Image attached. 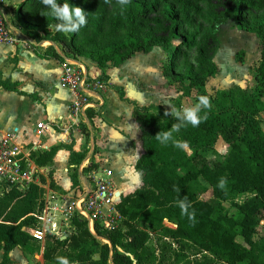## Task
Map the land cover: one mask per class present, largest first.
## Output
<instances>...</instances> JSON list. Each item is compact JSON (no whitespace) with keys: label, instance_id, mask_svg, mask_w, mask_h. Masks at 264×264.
I'll return each mask as SVG.
<instances>
[{"label":"trees","instance_id":"16d2710c","mask_svg":"<svg viewBox=\"0 0 264 264\" xmlns=\"http://www.w3.org/2000/svg\"><path fill=\"white\" fill-rule=\"evenodd\" d=\"M30 2H21L15 10L18 21L22 22L21 12L26 11L21 7ZM196 2L191 0L190 5ZM166 4L167 0H129L121 5L109 19V34L121 33L112 42L101 33L105 25L102 21L95 24L91 38L86 37L88 22L69 34L56 30L40 36L43 28L25 24L20 31L38 42H30L29 46L41 59L63 63L64 58L53 45L43 53L36 52V46L43 42L61 45L66 56L97 63L102 71L100 78L104 80L109 79L105 74L109 65L119 68L137 54L148 55L154 48H170L171 56L163 64L162 74L187 97L193 89L204 90L208 78L216 75L215 64L210 62V69L202 76L178 73V63L191 48V39L177 25L170 27L167 39L148 37L140 41L135 38L143 26L160 25L157 15L161 11L167 19H176L177 12L170 6L164 8ZM258 14L262 17L258 18ZM263 17L262 1L235 0L233 6L213 18L212 32L234 21L243 31L257 35L262 51L255 92L240 88L218 91L212 105L201 109L200 114L207 115L197 126L187 124L178 131L173 130L171 126L178 121L170 114L174 113L172 109L161 104L140 106L119 89L120 100L132 106L133 117L140 124L143 154L135 169L142 172V185L121 197L117 210L122 221L117 228L106 230L97 224L94 236L86 222L73 219L75 228L70 236L47 237L43 252L46 262L55 261L57 253L66 249L63 258L69 264H264V236L255 239L264 214V130L258 118L264 112ZM52 21L58 23L53 17ZM173 39L175 46H172ZM0 89L26 95L17 83L1 77ZM159 131L170 132L171 139L161 143L155 138ZM220 138L228 145V152L221 161L211 163L204 154L212 151ZM61 149L70 152L69 164L75 166L71 181L77 185V167L85 160L86 150L76 152L72 146L58 145L35 152L31 158L37 166L48 167ZM49 176L52 179V173ZM221 178L225 180L222 189L217 187ZM200 179L208 184L202 193L210 191L209 200L201 199L192 189ZM50 186L55 188L52 180ZM44 194L42 187L31 185L24 191L12 189L0 196V248L4 252L0 264H11L9 253L17 247L32 255L40 252L41 243L33 235L37 222L32 214L43 207ZM247 194L254 198L239 202ZM178 196L186 197L190 205L183 214L177 204ZM224 202L230 208L226 209ZM152 240H155L154 247L149 245Z\"/></svg>","mask_w":264,"mask_h":264},{"label":"rangeland","instance_id":"374dc122","mask_svg":"<svg viewBox=\"0 0 264 264\" xmlns=\"http://www.w3.org/2000/svg\"><path fill=\"white\" fill-rule=\"evenodd\" d=\"M26 0H3L4 7L9 19L14 26L19 30L23 24L43 28L39 31L40 36L46 35V32H56L55 24L52 22V16L48 15V9L44 6L41 0H31L30 4L21 7L23 10V20L18 21L16 18V9L21 2ZM191 0H167V4L164 8L171 7L173 11L177 12L175 20H169L162 14V11L157 18L160 20V25L148 24L143 26L142 30L135 35V38L143 41L148 37H161L167 39L170 35V27L177 25L179 30H183L188 34L191 39V48L186 50V56L184 55L178 63L177 71L182 76H202L210 69V62H213L216 66V75L210 77L207 80L203 91L193 89L189 96H183L180 87L170 80L166 79L162 74L163 64L168 61V57L171 56L170 48H154L148 55L137 54L124 63L121 67L114 69L111 65L105 70V74H109V79L113 81L121 80L125 81L126 89L129 93V97L137 102L140 106H147L150 104H161L164 107L170 108L175 111L181 110L183 107H190L197 103L198 98L204 96L208 99L209 105H212L215 95L218 91L227 90L230 88H240L247 92L253 93L256 90V78L257 67L259 65L262 44L260 39L255 34L243 31L242 26L234 21H229L225 25H220L212 32L211 22L214 17L220 14L225 9L234 5L235 0H197V2L191 6ZM263 2L264 0H257ZM58 3H64L65 0H57ZM69 3L81 7L86 12L87 22L89 24V31L86 33L87 38H91L92 31L95 29V24L102 21L105 24L101 33L107 36L108 42L116 41L120 38L121 33L115 32L109 34V19L117 12L121 4L119 0H69ZM258 18L262 17L261 14L257 15ZM264 18V17H263ZM69 34V32H64ZM34 41H36L34 39ZM36 43H38L36 41ZM176 45V41L173 39L172 46ZM27 51L33 53V49L28 46ZM48 47L36 46V52L43 53ZM33 50V51H32ZM185 52V51H183ZM31 53L22 54L21 67L24 71L23 77H25L26 87L28 90H32V84L30 81L32 77L43 76L46 79H52L58 76L60 73L61 62H58L59 66L50 64H37L32 58ZM16 61V59H13ZM92 74H100L102 71L99 69L97 63L89 59H82ZM2 67V63H1ZM114 69V70H111ZM111 70V74L108 71ZM31 78V79H30ZM29 79V80H28ZM127 81H126V80ZM39 87L40 84H37ZM53 90L56 89L59 92L63 91L65 87L61 81H53ZM50 88V87H49ZM119 86H113L115 91V98H120ZM125 93V87H122ZM1 92V91H0ZM8 94V93H7ZM70 93H68L69 95ZM71 98L72 95L70 94ZM51 100V99H49ZM37 101V100H36ZM40 101V100H39ZM27 102H20L19 99L10 97L8 95H2L0 93V138L2 134L10 135L14 133V128L21 125L25 129L26 138H33L32 129L36 123L41 120H46V116H40L37 112L38 107H32L28 105L30 112L26 111ZM118 113H126L127 108L122 102L112 103L107 102ZM128 105V104H127ZM48 115L49 117H58L62 111H66V107L61 102L48 103ZM101 117V116H100ZM27 118V119H26ZM262 128L264 130V112L259 115ZM101 119V118H99ZM104 121V120H103ZM93 127H97L102 124L101 120L96 118L92 122ZM100 123V124H99ZM104 123V122H103ZM84 141L82 145L89 138V133L84 128L82 131ZM109 136L111 137L110 133ZM79 139V138H78ZM77 139V140H78ZM45 141H48L44 137ZM75 139H73L74 141ZM18 142V140H16ZM23 142V141H22ZM57 144H62L61 138H56ZM115 138L110 140L109 146L113 148ZM78 146V142L76 141ZM81 145V146H82ZM188 154H191L190 150H187ZM228 152V145L220 138L212 151L206 152L204 155L211 163L219 162ZM64 155H61L60 162L63 161ZM59 160V159H58ZM59 162V161H58ZM120 169L118 170V176L116 179L127 180L131 182L134 180L137 182L136 188L142 185L139 183L137 175L126 176L123 179ZM43 178V176H41ZM45 180V179H44ZM208 184L200 179L192 185V189L200 196L201 199L209 200L212 195L211 192L202 193ZM45 194H50L49 189H44ZM251 194L242 195L239 198V202L253 199ZM212 203L217 204L215 199L211 200ZM226 209L230 208V204L223 203ZM264 236V214L261 217L258 234L255 239H259ZM68 237V236H67ZM45 243H41V249L39 253L34 255L29 254L23 249L15 250L14 260L11 264H59V259L63 257L67 250H60L55 261L46 262L43 259ZM150 247H154L155 240L149 243ZM2 249L0 248V261L2 259Z\"/></svg>","mask_w":264,"mask_h":264},{"label":"built area","instance_id":"2783aa9c","mask_svg":"<svg viewBox=\"0 0 264 264\" xmlns=\"http://www.w3.org/2000/svg\"><path fill=\"white\" fill-rule=\"evenodd\" d=\"M18 37H22L25 45L34 41L24 36L14 26L0 0V44L15 45ZM53 45L64 58L61 82L73 96L70 113L73 118L68 127L56 126L69 134L74 129L82 134L85 128L89 132L90 110L99 111L105 104V96L109 92V81L90 75L84 62L66 56L61 45L51 42L40 43L39 46ZM55 124L39 123L36 126V141L24 146L16 140L15 134L0 138V196L12 189L24 191L31 185L41 186V176L47 167H39L31 155L43 150L42 137ZM88 160V159H87ZM86 161L77 171L78 184L65 194L52 192L43 197V207L32 214L36 219L34 237L45 243L47 237L60 239L70 236L75 228L73 219L87 223L90 232L96 236V225L112 230L119 226L122 217L117 210L120 197L113 182V171L109 167L90 169ZM88 169V171H87ZM81 176V177H80Z\"/></svg>","mask_w":264,"mask_h":264},{"label":"crops","instance_id":"0c3cea01","mask_svg":"<svg viewBox=\"0 0 264 264\" xmlns=\"http://www.w3.org/2000/svg\"><path fill=\"white\" fill-rule=\"evenodd\" d=\"M4 6V4H3ZM6 10V7H4ZM26 42L22 37H18V43L15 45H8V44H0V77L3 80H10L11 82L18 84V89L24 92L26 95H20L17 92H8L3 89H0L2 95H8L10 97L19 99L20 102H27L28 105L32 107H38L37 112L41 116H46V120H41L33 126L32 133L33 138H26V131L23 129L21 125L14 128V133L16 135V139L18 140L19 144L27 146L30 143L36 141L35 130L36 126L39 123H47V124H55L52 126L48 131L44 132L42 137L43 143V150L48 149L58 145H68L72 146L73 150L76 152H82L84 150L87 151L86 158L83 162L86 161L85 166L90 164L88 167L96 169L97 167H109L113 171V182L115 188L119 194L121 199L122 196L128 195L134 192L136 189L137 182L134 180L129 182L127 180H120V178L116 179L118 176V170L120 169L123 179L127 178L126 176H134L137 175L139 178V183L142 182V172L135 169V165L137 160L143 154L142 150V142H141V130L139 122L133 117V108L127 102L121 101L120 98H115V91L112 89L113 86H119L120 88L125 87V97L131 101L129 97V93L126 89L125 81L108 79L109 81V92L105 96V104L99 111L90 110L89 114V138L82 145L84 141V137L82 134H78L74 129H70L69 134L64 133V131L56 126V124H61L62 126L68 127V125L72 122L73 118L71 116L69 107L70 103L73 100V96L71 98L70 91L65 88L63 91L59 92L58 90L54 89L51 85L53 81H61V76L63 73V64H58L56 60H44L41 59L36 53H31V51H27L28 45H25ZM31 53L32 58L37 64H54L59 66L60 73L58 76H55L52 79H46L43 76L32 77L30 83L32 84V90H28L25 83V77H23L24 71L21 67V57L22 54ZM13 59H16L13 60ZM2 63V67H1ZM87 66V65H86ZM87 69L91 76L93 77H100V74H92V71L89 70L88 66ZM117 69L118 68H114ZM111 69V70H114ZM111 70L108 73L111 74ZM109 75V74H108ZM112 76V74H111ZM31 79V78H30ZM29 80V79H28ZM126 80V79H125ZM127 81V80H126ZM62 83V82H61ZM37 84H40L39 87ZM50 87V88H49ZM119 88V89H120ZM0 92V93H1ZM8 93V94H7ZM68 93H70L68 95ZM72 95V94H71ZM51 99V100H49ZM37 100V101H36ZM40 100V101H39ZM112 101V103L122 102L127 108L126 113H118L112 106L108 105V109L106 110L107 102ZM61 102L65 105L66 111L60 112L61 114L58 117L52 116L49 117L48 115V103H56ZM135 102V101H134ZM137 103V102H136ZM128 104V105H127ZM153 104V103H152ZM28 105L26 106V111L30 112L28 109ZM90 114L92 117H90ZM101 116V117H100ZM102 121L97 127H93V121L96 120ZM101 118V119H99ZM27 119V118H26ZM104 120V121H103ZM104 122V123H103ZM109 133L111 137L109 136ZM8 135L2 134V137ZM44 137L48 139V141L44 140ZM61 138L62 144H57L55 142L56 138ZM79 138V139H78ZM115 138V143H113V148L109 146V141ZM73 139H75L73 141ZM78 139V140H77ZM23 141V142H22ZM76 141L79 143L78 146ZM82 145V146H81ZM61 155H64L63 161L60 162ZM69 156L70 152L66 149H61L57 153L54 158V161L51 165H49L46 169L47 172L41 178V186L43 189H49V193L55 192L57 194L65 195L67 194L70 189L74 186L71 181V176L75 166H71L69 164ZM59 159V160H58ZM88 159V160H87ZM59 161V162H58ZM95 164L96 167H93ZM81 165V164H80ZM79 165V166H80ZM88 171V169H87ZM52 173V179H50L49 174ZM78 173V171H77ZM81 177V176H80ZM42 179H45V183L42 182ZM79 179V174H78ZM51 180L53 181L55 188L50 186ZM45 191V190H44ZM49 196L46 194V197ZM22 249L17 247L10 251L9 257L11 262L14 260V252L15 250ZM3 251V250H2ZM2 253V258H3Z\"/></svg>","mask_w":264,"mask_h":264},{"label":"clouds","instance_id":"9594fccd","mask_svg":"<svg viewBox=\"0 0 264 264\" xmlns=\"http://www.w3.org/2000/svg\"><path fill=\"white\" fill-rule=\"evenodd\" d=\"M42 4L47 7L48 15H51L54 19L58 21L55 24V28L61 32H77L80 28L87 24L86 12L78 6H74L69 3V0H65L64 3H58L57 0H41ZM129 0H119L121 5H125ZM209 107V101L206 97L201 96L195 105L190 107H183L179 111L174 113L170 112L171 115L174 114L178 123L171 126L173 130H179V128L191 124L193 127L197 126L206 118V112L201 115V109H207ZM167 115V113H166ZM155 138L161 143H166L171 139L170 132H158ZM225 180L221 178L218 181L217 187L223 188ZM179 193V189L176 190ZM177 204L181 209L182 214L187 210L190 205L186 202V197H179ZM189 219H193L192 215H189ZM59 264H69L66 258H58Z\"/></svg>","mask_w":264,"mask_h":264},{"label":"water","instance_id":"95a60500","mask_svg":"<svg viewBox=\"0 0 264 264\" xmlns=\"http://www.w3.org/2000/svg\"><path fill=\"white\" fill-rule=\"evenodd\" d=\"M119 195V194H118ZM67 237V236H66ZM66 237H63L62 239H65Z\"/></svg>","mask_w":264,"mask_h":264}]
</instances>
